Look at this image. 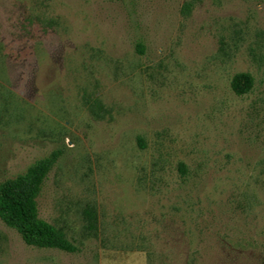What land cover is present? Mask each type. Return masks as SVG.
I'll return each mask as SVG.
<instances>
[{"label":"rangeland","instance_id":"rangeland-1","mask_svg":"<svg viewBox=\"0 0 264 264\" xmlns=\"http://www.w3.org/2000/svg\"><path fill=\"white\" fill-rule=\"evenodd\" d=\"M57 149L80 250L0 219V264H264V0H0V182Z\"/></svg>","mask_w":264,"mask_h":264},{"label":"trees","instance_id":"trees-1","mask_svg":"<svg viewBox=\"0 0 264 264\" xmlns=\"http://www.w3.org/2000/svg\"><path fill=\"white\" fill-rule=\"evenodd\" d=\"M136 50L144 54L146 46L142 42L136 44ZM254 85V78L249 72L237 73L231 87L238 95L248 93ZM141 146H145L140 137ZM62 155L60 149L53 150L49 155L37 159L27 169L15 177L0 182V219L8 227L15 229L22 240L36 248L58 249L68 253H76L79 247L68 238L62 228L43 219L39 214L38 198L45 180ZM179 169L186 172L184 163ZM86 228L97 229V212L92 206L84 209Z\"/></svg>","mask_w":264,"mask_h":264}]
</instances>
